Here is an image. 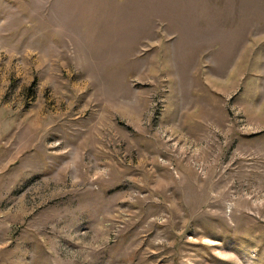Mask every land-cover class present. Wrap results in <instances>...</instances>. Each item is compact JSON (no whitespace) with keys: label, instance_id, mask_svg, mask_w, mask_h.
I'll use <instances>...</instances> for the list:
<instances>
[{"label":"rangeland","instance_id":"374dc122","mask_svg":"<svg viewBox=\"0 0 264 264\" xmlns=\"http://www.w3.org/2000/svg\"><path fill=\"white\" fill-rule=\"evenodd\" d=\"M0 264H264V0H0Z\"/></svg>","mask_w":264,"mask_h":264}]
</instances>
